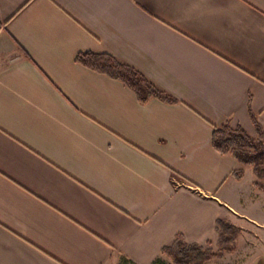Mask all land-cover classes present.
I'll return each instance as SVG.
<instances>
[{
	"label": "crops",
	"instance_id": "crops-1",
	"mask_svg": "<svg viewBox=\"0 0 264 264\" xmlns=\"http://www.w3.org/2000/svg\"><path fill=\"white\" fill-rule=\"evenodd\" d=\"M85 52L175 101L140 100ZM253 116L264 127V0H0V264H151L177 235L211 243L249 167L213 128L256 136Z\"/></svg>",
	"mask_w": 264,
	"mask_h": 264
},
{
	"label": "trees",
	"instance_id": "trees-1",
	"mask_svg": "<svg viewBox=\"0 0 264 264\" xmlns=\"http://www.w3.org/2000/svg\"><path fill=\"white\" fill-rule=\"evenodd\" d=\"M76 59L83 65L124 82L137 93L142 101L149 97H157L168 102L175 101L172 96L158 88L139 70L108 53L85 52L79 54ZM253 123L257 131L256 136L250 135L241 126H231L229 122L215 126L212 132V144L219 153L232 155L241 166L252 165L253 174L256 177L253 184L264 190V127L255 116H253ZM243 171L240 167L235 169L233 174L240 178ZM217 228L219 244L230 246L238 228L223 219L217 220ZM206 247L201 244L188 243L177 235L170 245L163 248V252L172 255L177 264H190L192 259L205 260L212 254ZM196 264L200 263L196 262Z\"/></svg>",
	"mask_w": 264,
	"mask_h": 264
},
{
	"label": "rangeland",
	"instance_id": "rangeland-1",
	"mask_svg": "<svg viewBox=\"0 0 264 264\" xmlns=\"http://www.w3.org/2000/svg\"><path fill=\"white\" fill-rule=\"evenodd\" d=\"M264 142V140H263ZM247 174L242 183L243 194L239 201H230V206L238 210L237 214L231 210L230 219L225 220L238 228L231 245L221 246L218 242V233L215 239L207 245L212 254L200 260L192 259L190 264H264V190L252 183L255 180L253 166L247 165ZM252 184L254 186H252ZM230 207V209H232ZM117 264H134L122 259ZM151 264H177L175 258L167 252H162Z\"/></svg>",
	"mask_w": 264,
	"mask_h": 264
}]
</instances>
